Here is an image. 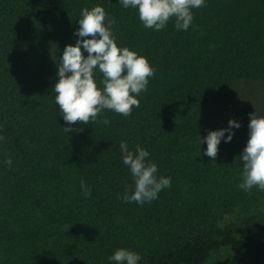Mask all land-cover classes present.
Segmentation results:
<instances>
[{
	"label": "trees",
	"instance_id": "16d2710c",
	"mask_svg": "<svg viewBox=\"0 0 264 264\" xmlns=\"http://www.w3.org/2000/svg\"><path fill=\"white\" fill-rule=\"evenodd\" d=\"M96 6L106 26L114 19L117 46L145 57L154 75L130 116L104 110L67 125L58 66L80 39L82 10ZM191 11L188 30L173 17L156 31L119 0H0V264H115L120 249L138 264H264V219L214 226L245 202L243 170L221 154L228 132L214 161L201 143L230 120L241 125L233 138H244L250 115L264 118V0H205ZM102 79L94 72L100 89ZM121 141L171 179L155 200L124 202L135 184Z\"/></svg>",
	"mask_w": 264,
	"mask_h": 264
},
{
	"label": "clouds",
	"instance_id": "9594fccd",
	"mask_svg": "<svg viewBox=\"0 0 264 264\" xmlns=\"http://www.w3.org/2000/svg\"><path fill=\"white\" fill-rule=\"evenodd\" d=\"M125 9L132 7L138 10L139 19L145 28L162 30L170 18H175L178 31L189 29L193 21L192 9L205 6V0H119ZM79 30L75 33L80 39L75 46H66L58 66V82L54 86L55 103L67 125H87L90 121L97 122L98 116L104 110H111L124 117L132 113L135 106H140L136 99L142 92L147 91L149 77L154 75V69L148 60L138 56L128 48H119L111 31L114 19L107 20L106 13L100 6L81 12ZM88 37H91L90 39ZM81 49L87 52L84 57ZM99 71L103 79V89L98 88L94 80V72ZM103 124L110 123L103 119ZM229 128L211 131L201 143L206 142L204 155L214 161L218 155V145L225 132H228L225 143L233 138L231 129L241 125L230 120ZM65 132L72 131L70 127ZM5 138L0 136V141ZM123 164L132 174L135 188L129 195L126 191L124 202H136L143 205L155 200L163 189L171 187V179L155 175L157 165L145 163L149 153L136 146L135 152L129 151L126 142L121 141ZM243 161V182L239 188L250 192L253 187L264 191V118L250 115L249 139L240 157ZM7 165L12 164L11 158L6 159ZM82 195L90 197L91 189L82 180ZM115 264H138L141 256L126 249L117 250L109 258Z\"/></svg>",
	"mask_w": 264,
	"mask_h": 264
},
{
	"label": "rangeland",
	"instance_id": "374dc122",
	"mask_svg": "<svg viewBox=\"0 0 264 264\" xmlns=\"http://www.w3.org/2000/svg\"><path fill=\"white\" fill-rule=\"evenodd\" d=\"M256 109L258 110V114H262L263 108ZM256 117L258 118L259 116ZM244 131V135L246 134V137L241 139L240 136L235 137L230 142H227L224 145L225 147L223 145L221 146V154L224 158L226 157L232 167H236L237 169L241 168L242 170L243 161L240 157L249 139V130ZM236 143L237 146L234 148ZM209 159L212 160L210 157ZM243 193L245 195V202L242 201V199L238 203L231 202L230 206L226 208L222 215L220 214L214 218V226L216 229L223 230L226 227L241 225L253 219H264V191L259 190L258 187H253L250 192L243 190Z\"/></svg>",
	"mask_w": 264,
	"mask_h": 264
}]
</instances>
